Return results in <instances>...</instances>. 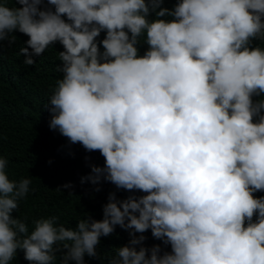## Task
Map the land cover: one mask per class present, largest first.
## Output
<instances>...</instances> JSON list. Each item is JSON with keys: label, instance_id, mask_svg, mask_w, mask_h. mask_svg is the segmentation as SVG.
Instances as JSON below:
<instances>
[{"label": "clouds", "instance_id": "9594fccd", "mask_svg": "<svg viewBox=\"0 0 264 264\" xmlns=\"http://www.w3.org/2000/svg\"><path fill=\"white\" fill-rule=\"evenodd\" d=\"M12 2L0 0V56L16 31L28 37L25 65L63 47L49 128L104 158L81 183L145 195L110 193L101 220L73 230L52 216L29 233L12 214L31 180H10L0 156V264L18 249L30 264H54L61 249L60 264H84L116 226L131 239L110 264H264V196L254 195L264 192V98L253 100L264 97V49L252 46L264 41V0ZM148 230L171 252L142 246L135 234Z\"/></svg>", "mask_w": 264, "mask_h": 264}, {"label": "trees", "instance_id": "16d2710c", "mask_svg": "<svg viewBox=\"0 0 264 264\" xmlns=\"http://www.w3.org/2000/svg\"><path fill=\"white\" fill-rule=\"evenodd\" d=\"M175 3L176 0H165L161 7L172 9ZM7 6L20 5L9 0ZM148 18H155L154 13H150ZM12 35L16 41L9 46L5 40L0 56V156L7 161L5 171L10 180H31L27 197L19 202L18 211L12 215L27 224L29 233L34 229V220L52 216L59 217L54 226L63 225L75 230L81 219L103 218L102 207L108 202L110 193H114L117 200L145 195L139 191L117 189L114 184L103 180L99 185H92L87 180L81 183V178L90 174V165L103 167L104 158L99 151H86L79 143L73 144L58 130L49 128L50 114L45 105L56 81L62 78V73L56 69L61 64L58 54L63 47L56 42L40 56H31L32 65H25L26 56L20 54V49L27 46L24 42L28 37L18 31ZM104 35L101 32L97 40H102ZM252 46L264 49V41L254 39ZM137 47L139 55L147 50L143 37ZM261 98L264 97H253V100ZM65 184H71V187H62ZM96 187L100 191H96ZM254 195L264 196V192ZM135 235L146 237L142 242L146 248L159 245L161 254L171 252L170 245L152 237L151 230ZM130 239L129 230L116 226L112 234L100 237L95 248L96 257L85 254L84 264H110L115 249L128 245ZM140 246L136 245L137 250ZM64 251L56 252L54 264H60ZM10 264L30 262L18 249ZM68 264L75 262L69 261Z\"/></svg>", "mask_w": 264, "mask_h": 264}]
</instances>
